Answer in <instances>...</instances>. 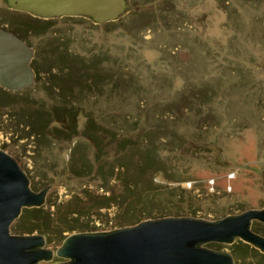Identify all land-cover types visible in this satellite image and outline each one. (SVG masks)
<instances>
[{
    "label": "rangeland",
    "instance_id": "obj_1",
    "mask_svg": "<svg viewBox=\"0 0 264 264\" xmlns=\"http://www.w3.org/2000/svg\"><path fill=\"white\" fill-rule=\"evenodd\" d=\"M128 1L115 20L55 16L24 35L40 71L16 93L0 89V148L20 163L34 191L50 185L46 207L59 219L74 217L66 236L164 216L216 220L264 208V0ZM31 17L0 0L4 26L36 22ZM57 50L72 58L53 62ZM81 64L90 66L91 87L77 81ZM56 105L76 108L70 138L51 128L64 130L60 121L39 138L19 122L26 111ZM17 224L18 218L12 233L41 234ZM251 228L264 235L261 221ZM63 240L45 247L56 250ZM204 245L231 253L234 264H264L259 250L234 255L236 244ZM62 260L54 254L42 262Z\"/></svg>",
    "mask_w": 264,
    "mask_h": 264
},
{
    "label": "water",
    "instance_id": "obj_2",
    "mask_svg": "<svg viewBox=\"0 0 264 264\" xmlns=\"http://www.w3.org/2000/svg\"><path fill=\"white\" fill-rule=\"evenodd\" d=\"M9 7L50 18L86 15L103 23L130 7L128 0H6ZM33 47L0 25V85L18 90L34 83ZM50 186V185H49ZM49 186L38 191L14 156L0 148V264H234L231 253L205 246L231 244L240 238L264 253V235L251 228L264 223V208H248L216 220L164 216L108 231L75 232L53 250L42 234L12 233L10 226L24 207L41 206Z\"/></svg>",
    "mask_w": 264,
    "mask_h": 264
},
{
    "label": "trees",
    "instance_id": "obj_3",
    "mask_svg": "<svg viewBox=\"0 0 264 264\" xmlns=\"http://www.w3.org/2000/svg\"><path fill=\"white\" fill-rule=\"evenodd\" d=\"M10 9L16 11L17 13L29 14L30 16H32L31 18L36 20V22L23 20V21H15V23H12L10 21L9 22L10 26H7V27L4 26L5 24L0 23V25H2L3 27L7 29L12 30L14 33H16L22 38H25L24 35L27 32L39 31L41 30V28L46 26L43 23H41L42 19L45 20L44 17L33 15L32 13L27 12V11L16 10L11 7ZM46 19L49 20L48 18ZM71 55L72 54L67 50H57L55 52H50V58L55 63H62L65 60L68 61L69 59L72 58ZM38 64L39 63H37L36 60H34L33 58L31 61V65L34 66L35 71L37 70L40 71ZM85 65L81 64V67H80L81 70H80L79 77H77L78 78L77 81L82 82L83 85L88 84V86L91 87L92 85L89 80H90V77L92 76V73H90L91 71L89 70L90 66H85ZM99 75H101V73H99ZM99 75H97V71H96L94 75L95 81L102 80V76H99ZM63 82H61V84H63ZM69 86L67 85V88H69ZM0 89L2 90L3 93H5L6 96H8V94H13L17 92V90L7 89L3 87L2 85H0ZM68 93H69V90H68ZM77 115L78 113L76 111V108L72 105H68V106L67 105H56L51 109H46V107L40 106L37 109L35 108L31 109L28 113L26 111L25 114L22 115L21 120H19V122L27 124L28 133L30 136H32L33 138L35 137L39 138V137L44 136L45 132L49 129V127L54 121H60L66 127L64 130L63 128H59L57 126L56 127L51 126V128L56 130L57 132L64 133L67 138H70L76 133V130H77V120H76ZM87 121L89 124L86 128L87 129L86 132H88L90 137L93 138L94 135L92 133H94V129H96L95 128L96 123L90 117L87 118ZM122 142L123 143L121 146H124L125 148H127L128 141L122 140ZM83 164H85V162ZM82 168H84L86 171H90L89 169L90 167L86 164L83 165ZM111 170L112 172H114L115 170L113 165L111 167ZM119 170H121V172L123 171L122 168H120ZM45 205L46 204H43L41 206L24 207L22 209L20 216L18 217V224L15 225L14 227H16V229L22 230L24 232H29V233L33 232L34 230H37L39 233L44 234L46 236L47 242H52L58 236L62 237V240H63L66 237L64 232L70 229L73 230L75 227V225L73 224L74 217H70L68 214H66L63 217L61 215L62 218L59 219L56 210L50 209V207H46ZM55 205L57 206V204ZM51 206H53V204ZM62 221H64V224H65L63 226L60 225V222ZM20 226H23V227H20ZM235 244L236 246L235 248H233L234 250L233 254L243 253L249 248H252L258 251L257 248L253 247L247 242H243L242 240L231 243V245H235ZM261 254L264 257V253H261Z\"/></svg>",
    "mask_w": 264,
    "mask_h": 264
},
{
    "label": "flooded vegetation",
    "instance_id": "obj_4",
    "mask_svg": "<svg viewBox=\"0 0 264 264\" xmlns=\"http://www.w3.org/2000/svg\"><path fill=\"white\" fill-rule=\"evenodd\" d=\"M254 247V246H253ZM260 251V250H259ZM261 252V251H260ZM263 253V252H262Z\"/></svg>",
    "mask_w": 264,
    "mask_h": 264
}]
</instances>
